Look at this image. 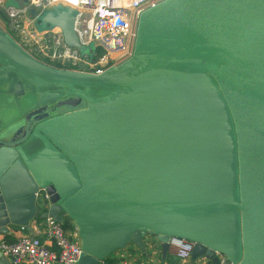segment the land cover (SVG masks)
Listing matches in <instances>:
<instances>
[{"label": "water", "instance_id": "95a60500", "mask_svg": "<svg viewBox=\"0 0 264 264\" xmlns=\"http://www.w3.org/2000/svg\"><path fill=\"white\" fill-rule=\"evenodd\" d=\"M76 18L59 3L38 28L93 57ZM0 65L24 80H9L11 97L34 100L0 126V234L68 214L77 264L129 242L144 251L149 235L164 255L177 236L194 260L264 264V0H163L140 15L132 58L99 75L44 63L0 29Z\"/></svg>", "mask_w": 264, "mask_h": 264}, {"label": "built area", "instance_id": "2783aa9c", "mask_svg": "<svg viewBox=\"0 0 264 264\" xmlns=\"http://www.w3.org/2000/svg\"><path fill=\"white\" fill-rule=\"evenodd\" d=\"M163 0H27L25 6L18 8L7 5L6 0H0L6 19L15 36H10L29 54L36 59L60 68L77 70L91 74H102L107 69L116 66L105 41L108 37L111 43L122 42L123 24L127 11H131L139 20L140 15ZM62 3L72 6L77 11L75 30L83 46H97L93 57L81 54L76 47L65 43L62 30L59 27L39 30L38 17L44 12ZM35 10V14L31 12ZM105 43V44H104ZM102 50V53L100 51ZM92 52V51H91ZM56 66V65H55ZM59 67V66H57ZM38 207L50 206V195L44 189L36 193ZM41 226V227H40ZM20 235L14 240H0V253L12 258L13 264H77L83 253L78 226L65 227L64 221H58L52 216L41 219L36 225L37 232H27L26 226H21ZM169 247L180 260L190 259L194 242L171 236ZM219 264H233L226 255L217 253ZM101 264H112L102 259ZM118 264H129L126 258ZM205 264H214L208 260Z\"/></svg>", "mask_w": 264, "mask_h": 264}, {"label": "crops", "instance_id": "0c3cea01", "mask_svg": "<svg viewBox=\"0 0 264 264\" xmlns=\"http://www.w3.org/2000/svg\"><path fill=\"white\" fill-rule=\"evenodd\" d=\"M2 71L3 70L1 69L0 74L2 73ZM5 72H6L5 75L9 79L11 78V76H13V78L20 80L21 76L18 74V71L16 69L7 68L5 69ZM6 83L7 84L5 85V87H3V89H0V126H8L12 124L13 122L19 120L20 118L24 119L27 115L28 109L32 108V106H28V104L25 102L26 104L24 103V106L21 109L23 111L22 117H19L20 114H18L17 116L16 114L17 112H13L10 115H8V116H12L13 118H10L11 120H6V117H5L6 115L3 114V107L5 105V102L7 100L9 101L11 100L15 103H22L11 97L7 89L9 86V82H6ZM31 96H32V93L30 92L27 99H30ZM44 211L46 210H43L42 212ZM42 212H39V213H42ZM41 219L43 218H41L39 214L29 223V225H31L32 227V233L36 234L37 232L36 225ZM65 220L70 221L71 224L69 227H72L74 225L77 226L76 222L70 217V215L64 214L63 221L65 222ZM20 228L21 226H10L9 227L10 233L7 235L0 234V240L1 239L14 240L15 238H17V236L20 235V230H21ZM27 232L30 233L28 229H27ZM145 243H146L145 244L146 247L144 251L140 249L136 244L129 242L125 246L118 247L115 250H113L108 255V257H110L114 261L113 264H118L122 260V258H126L129 264H205L209 260V258L207 257H200L195 260L191 257L190 259H187V260H180L176 258V256L174 255V251L171 247L168 248L166 255H164L163 250H162V243L158 240L157 237H154L151 235L147 237ZM10 264H13V263H10ZM99 264H101V262H99Z\"/></svg>", "mask_w": 264, "mask_h": 264}, {"label": "rangeland", "instance_id": "374dc122", "mask_svg": "<svg viewBox=\"0 0 264 264\" xmlns=\"http://www.w3.org/2000/svg\"><path fill=\"white\" fill-rule=\"evenodd\" d=\"M6 3L8 5L11 4L14 6H19L22 4L21 0H6ZM51 10H53V8L50 9L49 11H51ZM44 26L51 27V25L43 24V25H39V28H42ZM138 28H139V20L129 10L126 13V19H125V22L123 24L122 33L124 34V36L122 37V42L111 43L110 41H108L109 37L105 40L108 42V44H106V46H107V48H109L111 55L113 57H117V59L112 60V62H115L116 66H120L122 63L128 61L136 53ZM0 29L2 31H4L5 33L10 34L11 36H15V34H16L15 31L11 30L9 20L6 19V13L3 11L1 2H0ZM53 64H55V63H53ZM23 82H24V80H23ZM50 89H52V88H50ZM67 100L74 101L75 98L62 97V98L57 99V102L62 103V102L67 101ZM57 102H55L54 105H56ZM28 103H30V102H28ZM23 106H24V103H15L11 100L10 101L7 100L5 102L4 107H3V114L6 115L5 116L6 120H11L10 118H13L12 116H8L13 112H17L16 113L17 116H18V114H20L19 117H22L23 111L21 109L23 108ZM46 207L47 206L41 205L39 207V212H42L44 209H46Z\"/></svg>", "mask_w": 264, "mask_h": 264}, {"label": "flooded vegetation", "instance_id": "af4514ba", "mask_svg": "<svg viewBox=\"0 0 264 264\" xmlns=\"http://www.w3.org/2000/svg\"><path fill=\"white\" fill-rule=\"evenodd\" d=\"M5 70H3L2 71V73L0 74V89H3V87H5V85L7 84L6 82H9V80L10 79H14L13 78V76H11V78L9 79L6 75H5ZM19 81H21V82H23L22 81V79H20ZM20 83V82H19ZM50 90H52V91H55V90H62V89H60V88H56V87H54V88H52V89H50ZM32 97V96H31ZM24 100V101H23ZM22 101H19V102H22V103H27L28 104V106H32L33 105V103H34V100L32 99V101H30V99H23ZM26 100V101H25ZM28 100V101H27ZM28 102H30V103H28ZM25 103V104H26ZM30 104H32V105H30Z\"/></svg>", "mask_w": 264, "mask_h": 264}, {"label": "trees", "instance_id": "16d2710c", "mask_svg": "<svg viewBox=\"0 0 264 264\" xmlns=\"http://www.w3.org/2000/svg\"><path fill=\"white\" fill-rule=\"evenodd\" d=\"M100 53H102V50L100 51ZM55 65H57V66H59V67L61 66L60 63H55ZM70 224H71V223H70L69 220H65V227H69ZM106 260L109 261V262L112 263V264L114 263V261H113L110 257H107Z\"/></svg>", "mask_w": 264, "mask_h": 264}]
</instances>
